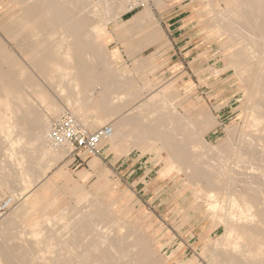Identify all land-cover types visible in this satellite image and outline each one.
I'll return each instance as SVG.
<instances>
[{"label":"bare ground","instance_id":"obj_1","mask_svg":"<svg viewBox=\"0 0 264 264\" xmlns=\"http://www.w3.org/2000/svg\"><path fill=\"white\" fill-rule=\"evenodd\" d=\"M18 1L24 7L14 20L18 31L13 34L24 35L34 46L24 55L27 66L13 54L0 53L11 68L9 73H0V191L11 192L5 207L13 204L18 192L34 189L41 171L67 155L49 147L46 135L50 123L44 113H38L32 127L27 128L22 115L30 112L19 109L33 110L40 104L52 116L70 112L91 131L116 117L110 125L112 133L102 145L125 155L143 154L151 148L154 155L164 151L168 162L164 178L185 173L197 184L205 182L197 193L204 199L210 219L223 227L221 236L213 240L218 247L211 256L214 264H264V0H228L224 10L214 8L207 0L209 17L220 34L227 37L222 50L233 64H240L237 71L247 103L246 131H250H244L240 146L232 151L220 148L222 143L212 148L217 156L206 162L196 153L197 146H204L201 132L187 137L188 122L166 111L171 105L167 93L172 86L153 95L135 113L122 116L142 92L137 89L135 94L128 93L125 76L113 75L109 60L114 56L95 51L116 41H127L138 51L148 47L153 37L139 34L156 23L151 6L127 21L120 19L111 33L97 25L85 32L91 20L89 14L95 20L121 18L131 11L130 0H100L92 8V0ZM161 2L154 3L159 6ZM251 62L255 64L253 68ZM29 68L41 76L40 81L31 80ZM11 74L19 78L20 86ZM154 87L148 81L143 91ZM56 98L63 104L59 105L61 101ZM156 102L162 103L163 111L149 110V105ZM84 173L81 171L79 176ZM237 186L243 191H236ZM110 202L109 197L79 195L71 218L62 213L55 223L48 217L24 231L19 229L26 226L31 212L18 205L0 218V264H137L135 252L137 248L145 250L143 242L128 243L133 234L113 213ZM98 207L105 211L99 213ZM23 218L26 219L20 222Z\"/></svg>","mask_w":264,"mask_h":264},{"label":"rangeland","instance_id":"obj_2","mask_svg":"<svg viewBox=\"0 0 264 264\" xmlns=\"http://www.w3.org/2000/svg\"><path fill=\"white\" fill-rule=\"evenodd\" d=\"M98 1L100 0H92L90 8ZM166 1L169 5L161 11H154L156 23L149 27L164 28V44L159 41L158 46L138 51L134 46H128L127 41H116L108 45L109 47H101L95 51L111 53L114 56L109 60L114 70L113 75L125 76L123 78L128 81L125 83L128 93L135 94L137 89L142 92L136 96L138 99L132 100L131 106L128 105L123 110L122 116L135 113L153 95L172 86L167 93L171 105L165 110L182 119L184 123L188 122L191 127L186 128L187 137L192 138L198 131L201 132L200 139L204 146H197L196 153L202 162H206L217 156L212 148L219 147L222 143L220 148L232 151L240 146L244 131H250H246L248 127L244 113L247 103L241 75L237 71L240 64H233V60L226 56L227 52L222 50L227 37L220 34L214 19L209 17L211 14L207 0ZM210 2L214 8L224 10L228 0ZM22 7L24 4L18 0H0V53L13 54L16 60L27 66L24 55L34 44L22 34H13L18 31L14 20L21 15ZM117 7L118 2L114 7L115 11ZM151 7L154 9V3ZM141 10L130 11L121 18L97 20L89 14V19L94 24L89 20V26L84 30L88 32L90 27L97 25L114 33V27L120 24V19L126 21ZM175 15H180L179 25L174 26H180V30L172 33V28L167 25L172 23L170 20ZM152 54L155 56L154 64L159 69L164 67V84L152 83L155 86L153 91H143L146 83L153 79V74L145 73L143 68L145 65L152 66L151 62H146L147 56ZM246 62L249 63L250 60ZM254 66V62H251V68ZM98 68L102 69L100 65ZM138 69L141 70L140 73L136 71ZM9 70L11 68L0 55V73L6 74ZM29 72L33 76L31 80L40 81L41 76L33 72L32 68ZM10 77L20 86L17 76L11 74ZM51 96L55 97V93H51ZM31 99L38 102L35 96ZM56 100L61 101L59 105L63 104L62 99ZM35 108L19 109L25 113L30 112L29 115H22L27 128L32 127L38 113H44L49 123L60 116L48 114L46 108L40 104ZM163 109L161 102L149 105L151 111ZM115 118L110 119L104 126L111 125ZM205 121H209L208 124L205 125ZM184 126L186 127L185 124ZM99 128L101 127L97 129ZM108 149V146L103 148L101 158L86 159L79 165L71 164L65 155L62 161L41 171L38 185L34 189L18 192L14 196L13 204L0 213V218L3 216V219L18 205L28 207L31 215L24 223L26 226L19 229L24 231L31 224L48 217L54 223L63 214L71 218L75 215V202L79 195L90 193L100 199L109 197V207L128 225L134 235L128 239V243L133 240L143 242L145 250L140 251L137 248L135 252L137 264H214L211 256L218 247L213 245V240L221 236L223 227L210 219L204 199L197 193L199 188H204L205 182L201 181L198 185L185 173L164 178L168 165L164 151L154 155V149L151 148L143 154L132 152L125 155ZM129 167H132L130 171ZM81 171L85 173L80 177ZM234 189L243 191L240 186ZM10 197L11 192L0 191V205ZM36 198L37 203L33 204ZM96 211L103 213L105 208L98 207ZM261 262L264 263V258Z\"/></svg>","mask_w":264,"mask_h":264},{"label":"built area","instance_id":"obj_3","mask_svg":"<svg viewBox=\"0 0 264 264\" xmlns=\"http://www.w3.org/2000/svg\"><path fill=\"white\" fill-rule=\"evenodd\" d=\"M156 0H130L131 11L152 6ZM112 128L106 125L91 131L70 112L61 114L51 121L46 141L55 151L67 152L71 164H82L86 159L101 158L105 145L102 142L110 137ZM6 210L5 202L0 205V213Z\"/></svg>","mask_w":264,"mask_h":264},{"label":"crops","instance_id":"obj_4","mask_svg":"<svg viewBox=\"0 0 264 264\" xmlns=\"http://www.w3.org/2000/svg\"><path fill=\"white\" fill-rule=\"evenodd\" d=\"M168 5H169L168 4V1H166V0H162L161 4L159 6L154 3V9L151 7V9L153 11V14H154V11L155 10L161 11L163 8H166ZM141 11H143V10H141ZM141 11H139V12H141ZM133 16L134 15L130 16L127 20L131 19V17H133ZM154 16H155V14H154ZM179 16L180 15L173 16L172 19L170 20V21H172V23L167 25L168 28H172V31H171L172 33H176L178 30H180V26L174 27L176 25H179V22H180ZM167 21L169 22V20H167ZM167 31H169V29H167ZM143 32L144 33L139 34V35H141L142 37H145V38L148 37V36L149 37H154L153 38V42L150 43L148 45V47H146L145 49L152 48L153 46H158L160 42L164 44V28H158V29H152V28L147 29V28H145V29H143ZM134 36H135V34L133 35V37ZM147 58H150L149 62H151L150 65H152V66L148 67V66L145 65V67H143L144 70H145L144 72L145 73H152L153 74V75H151L152 78H153L152 79V83H155L156 84V83L159 82V83H163L164 84V67H162V68L159 69L158 66H156L154 64L155 56L153 54L152 55H148ZM147 58H146V60H147ZM144 61H145V59H144ZM136 71L138 73L141 72L140 69H138ZM157 78H159V79H157ZM115 169H117V168H115ZM131 169H132V167H129V171Z\"/></svg>","mask_w":264,"mask_h":264}]
</instances>
